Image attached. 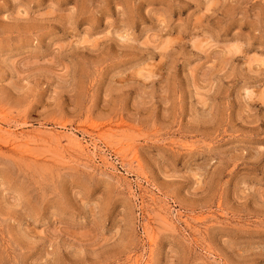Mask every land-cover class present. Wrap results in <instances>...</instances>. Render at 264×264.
I'll list each match as a JSON object with an SVG mask.
<instances>
[{
  "label": "rangeland",
  "instance_id": "rangeland-1",
  "mask_svg": "<svg viewBox=\"0 0 264 264\" xmlns=\"http://www.w3.org/2000/svg\"><path fill=\"white\" fill-rule=\"evenodd\" d=\"M0 264H264V0H0Z\"/></svg>",
  "mask_w": 264,
  "mask_h": 264
}]
</instances>
